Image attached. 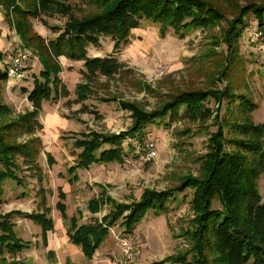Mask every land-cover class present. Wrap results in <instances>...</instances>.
<instances>
[{
  "label": "trees",
  "instance_id": "16d2710c",
  "mask_svg": "<svg viewBox=\"0 0 264 264\" xmlns=\"http://www.w3.org/2000/svg\"><path fill=\"white\" fill-rule=\"evenodd\" d=\"M103 6L100 14L78 18L70 10L71 0H0V12L10 26H15L22 43L35 47L41 58L42 70L32 79L30 91H23L31 112L19 116L16 121L11 109L2 104V90L6 87L7 71L0 67V204L3 202L5 185L28 187L27 180L41 183L42 170L39 155L43 143L35 133L41 125L37 118L45 101L53 94L61 95L66 88L57 80L56 59L82 64L84 81L96 77L112 78L126 67L116 56L127 46L135 30L145 23L158 28L160 35L174 33L182 37L187 30H211L225 21L219 8L203 0H96ZM252 14L258 27L264 23V6L248 4L240 9L236 19L230 20L223 42L229 53L236 49L241 38L244 17ZM59 15L65 19L63 27L53 28L57 36L44 43L30 30V20H42ZM29 36V37H27ZM102 38L110 39L112 55L91 56L89 48L99 49ZM33 49V48H32ZM5 54L0 51V64ZM228 55V54H227ZM234 59H231V63ZM228 78V72L220 74ZM222 81V80H220ZM63 87V90L60 88ZM85 89V86H79ZM230 86L220 91H190L179 93L164 104L160 110L145 112L135 104H122L130 113L131 130L118 135L90 133L75 140V163L69 168L70 181H76L78 169L88 170L91 165L119 164L133 152V144L142 145L145 131L156 122L168 125L179 118L189 122L210 121L214 131L208 132V153L202 158V169L198 177H186L177 187L163 192L145 191L138 200L118 203L102 192L87 203L90 220L78 224L80 214L68 218L62 203L64 194L55 208L67 224L69 242L80 247L83 255L92 259L94 252L105 242L113 228L123 234H133L137 226L149 214H168L169 205L176 203L179 194L190 192L189 209L193 217L187 227L180 229V237L186 248L175 256L166 257L160 264H264V202L258 191L264 179V123L257 125L252 114L258 109L246 93L231 92ZM213 100L216 110L205 103ZM21 137L28 140L20 141ZM49 156L48 161L52 163ZM38 196L44 200L45 191L40 186ZM187 197L184 196V200ZM43 211L45 209L40 206ZM96 217V214H104ZM47 210L39 215H30L42 226V235L53 229ZM19 215L10 212L0 216V264H24L15 256L28 247L15 235L11 218ZM28 217V216H27ZM8 255L10 258H4ZM155 264V263H151Z\"/></svg>",
  "mask_w": 264,
  "mask_h": 264
},
{
  "label": "rangeland",
  "instance_id": "374dc122",
  "mask_svg": "<svg viewBox=\"0 0 264 264\" xmlns=\"http://www.w3.org/2000/svg\"><path fill=\"white\" fill-rule=\"evenodd\" d=\"M203 1L218 7L225 21L211 30H187L182 37L174 33L160 35L155 25L145 23L133 32L130 43L116 55L126 68L112 78L102 76L87 82L81 75V63H71L63 57L55 60L59 69L56 78L66 91H61L59 97L53 94L49 101H45L37 118L42 128L34 135L43 143L39 155L43 172L41 183L28 179L27 188L6 184L0 204V216L10 212L19 214L11 218L10 223L17 239L28 246L15 256L16 261L22 260L24 264H64L67 258V264H70V245L65 235L67 224L55 208L60 201V192L64 194L62 203L68 218L79 213L80 224L90 220L92 215L86 210L87 203L101 191L118 203H128L138 200L145 191L161 193L177 187L186 177H198L202 169L200 162L209 152L208 132L214 131L213 123L177 118L169 126L156 122L157 125L147 128L142 145L126 140L124 147L133 144V152L128 153L123 163L78 169L76 181L69 182L73 177L69 168L73 167L77 152L75 140L81 139L83 134L118 135L131 130L130 113L122 109V104H135L145 112H155L176 94L208 90L218 92L228 85L233 92L247 93L252 98L258 107L252 114V120L257 125L264 123V40L251 42L256 38L253 33L245 32L246 27H255L253 15L244 17L245 26L236 43L234 58L223 42L224 30L228 29L230 20L238 17L240 9L248 4L263 7L264 0ZM103 6L96 0H71L70 10L78 18H86L100 14ZM64 22L65 19L59 15L29 21L32 33L44 43L57 36L53 28H62ZM14 27L6 23L0 12V51L5 54L0 67L6 68V55L17 49L27 56L23 79L11 89L4 87L2 90V104L10 108L12 114L4 121H16L19 116L31 112L32 105L23 91H30L33 77L39 75L43 66L37 49L27 48ZM112 52V43L107 38H102L99 49L89 48L91 56H108ZM231 59L234 63L230 64ZM155 64L163 66L159 76L155 72ZM225 72H228V78L220 75ZM205 105L213 111L217 109L213 100H208ZM28 139L21 137L20 141ZM150 145L157 157L145 162L146 149ZM49 156L52 163L48 161ZM40 186L45 191L44 200L38 196ZM258 191L264 202V179ZM190 196L189 191L179 194L177 202L169 205L167 215L149 214L133 234H123L119 228H113L107 244L99 249L95 262L122 263L121 240H126L137 252L133 264H160L166 257L179 254L186 248V241L179 236L180 229L187 227L193 217L189 209ZM40 206L47 210V219L51 218L53 224V229L44 236L42 226L29 219L30 215L45 213ZM103 215L105 212L96 217ZM4 258L10 261L8 255Z\"/></svg>",
  "mask_w": 264,
  "mask_h": 264
},
{
  "label": "built area",
  "instance_id": "2783aa9c",
  "mask_svg": "<svg viewBox=\"0 0 264 264\" xmlns=\"http://www.w3.org/2000/svg\"><path fill=\"white\" fill-rule=\"evenodd\" d=\"M252 26L246 27L245 32L254 35L256 39L253 38L251 42L264 40V24L258 27L257 23ZM27 61V56L21 50L17 49L14 53L6 55L5 64L7 65L5 71H7V82L6 89H11L16 83L23 79V68ZM155 72L159 76L163 72V66L161 64H155ZM145 162L155 160L157 153L152 150V146H148L146 149ZM121 248L124 256V261L122 263H117L116 261H108L107 264H133L136 260L137 252L131 247V245L126 240H121Z\"/></svg>",
  "mask_w": 264,
  "mask_h": 264
},
{
  "label": "crops",
  "instance_id": "0c3cea01",
  "mask_svg": "<svg viewBox=\"0 0 264 264\" xmlns=\"http://www.w3.org/2000/svg\"><path fill=\"white\" fill-rule=\"evenodd\" d=\"M88 213L90 214V212H88ZM90 215H92V214H90ZM96 215H98V214H96ZM80 224H84V223H80ZM65 235H66L67 241L69 242L66 232H65ZM109 237H110V234L106 238L105 242L94 252L93 257L90 260H88L83 255L80 247H77V246L73 245L71 242H69V245H70V248H69L70 254H69L68 257H69V260H70V264H97L95 262V260H97V253H98V251H99L100 248H102L105 244H107V240H108ZM57 238H58V241H60V238L58 237V235H57ZM59 244H60L61 248H63L64 245L61 242ZM67 262H68V259L66 258L65 261H64V264H67Z\"/></svg>",
  "mask_w": 264,
  "mask_h": 264
}]
</instances>
